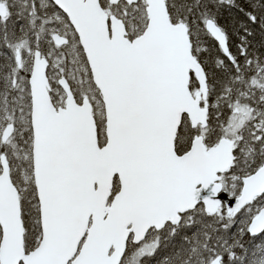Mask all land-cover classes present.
<instances>
[{
  "label": "snow or ice",
  "instance_id": "1",
  "mask_svg": "<svg viewBox=\"0 0 264 264\" xmlns=\"http://www.w3.org/2000/svg\"><path fill=\"white\" fill-rule=\"evenodd\" d=\"M0 264H264V0H0Z\"/></svg>",
  "mask_w": 264,
  "mask_h": 264
}]
</instances>
